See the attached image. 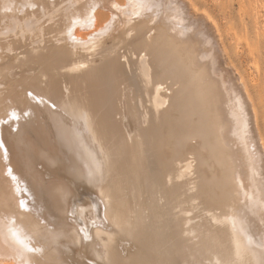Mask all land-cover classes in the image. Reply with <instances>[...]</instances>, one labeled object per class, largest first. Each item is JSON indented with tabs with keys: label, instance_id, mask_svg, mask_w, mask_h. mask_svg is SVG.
I'll list each match as a JSON object with an SVG mask.
<instances>
[{
	"label": "bare ground",
	"instance_id": "bare-ground-1",
	"mask_svg": "<svg viewBox=\"0 0 264 264\" xmlns=\"http://www.w3.org/2000/svg\"><path fill=\"white\" fill-rule=\"evenodd\" d=\"M135 3L0 0V264H264L262 115L219 26Z\"/></svg>",
	"mask_w": 264,
	"mask_h": 264
},
{
	"label": "rangeland",
	"instance_id": "rangeland-1",
	"mask_svg": "<svg viewBox=\"0 0 264 264\" xmlns=\"http://www.w3.org/2000/svg\"><path fill=\"white\" fill-rule=\"evenodd\" d=\"M193 1L219 26L227 56L245 79L264 128V0ZM162 4L159 13L170 7V3Z\"/></svg>",
	"mask_w": 264,
	"mask_h": 264
},
{
	"label": "snow or ice",
	"instance_id": "snow-or-ice-1",
	"mask_svg": "<svg viewBox=\"0 0 264 264\" xmlns=\"http://www.w3.org/2000/svg\"><path fill=\"white\" fill-rule=\"evenodd\" d=\"M131 3V0H130ZM145 6L143 3V0H137V3L133 4V7H143ZM115 7V5H114ZM134 15H139V12H134ZM13 116H15V113H12ZM15 179V177H13ZM21 207H24L23 201H21L20 204ZM14 220H10V224H14ZM8 232L10 234L11 239L20 246L21 249V255L23 254L24 251L32 252V251H39L38 249H34L29 246V244L26 242L27 238L21 236V230H17L14 227H9Z\"/></svg>",
	"mask_w": 264,
	"mask_h": 264
}]
</instances>
